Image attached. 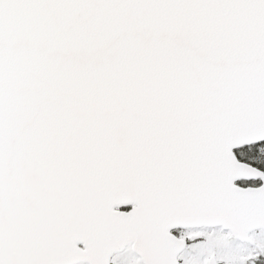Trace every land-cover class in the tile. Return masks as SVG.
Listing matches in <instances>:
<instances>
[{
	"label": "snow or ice",
	"instance_id": "obj_1",
	"mask_svg": "<svg viewBox=\"0 0 264 264\" xmlns=\"http://www.w3.org/2000/svg\"><path fill=\"white\" fill-rule=\"evenodd\" d=\"M0 264H264V0H0Z\"/></svg>",
	"mask_w": 264,
	"mask_h": 264
}]
</instances>
